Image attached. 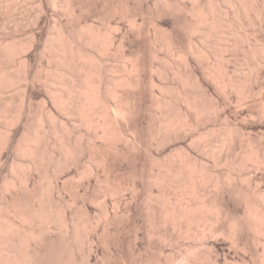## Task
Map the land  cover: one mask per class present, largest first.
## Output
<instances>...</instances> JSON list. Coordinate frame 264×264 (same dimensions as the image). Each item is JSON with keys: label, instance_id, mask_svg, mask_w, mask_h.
<instances>
[{"label": "bare ground", "instance_id": "1", "mask_svg": "<svg viewBox=\"0 0 264 264\" xmlns=\"http://www.w3.org/2000/svg\"><path fill=\"white\" fill-rule=\"evenodd\" d=\"M37 4L0 36V264H264V0Z\"/></svg>", "mask_w": 264, "mask_h": 264}, {"label": "rangeland", "instance_id": "2", "mask_svg": "<svg viewBox=\"0 0 264 264\" xmlns=\"http://www.w3.org/2000/svg\"><path fill=\"white\" fill-rule=\"evenodd\" d=\"M8 2H10L9 3L10 5L7 8L8 4H5L4 0H0V24L3 23V21L5 23L3 24L5 28L4 27H3L4 29L2 27L0 28V36H4L3 34L13 32V34L14 33L16 34L15 39L17 40V42H20L22 40L20 43H24L25 41H27V39H29L28 37L31 35H34L36 37L39 35H43L45 33L47 24H48V19L51 16V12H45L44 10H42L37 4L38 0H36L35 3L32 2L31 0L30 1L28 0H8ZM10 7L11 8L13 7V9H10ZM92 18H93L92 19L93 22H95L99 27L101 26L102 29H105L107 17L104 19L103 17H98V16L92 17ZM0 26H2V24ZM16 37L20 39H17ZM40 43H42V40H40ZM42 54H43V50L40 49L37 52V56L35 60L33 61L34 64L38 66L37 68H39V64L41 63L40 61H43L40 56ZM11 93H10L11 96L15 94L14 95L15 98L14 96L13 98L15 100L17 99V101H15L17 104L19 101L18 96L20 92L16 93L15 90H13L11 91ZM37 102L39 103L38 106L42 107L41 106L43 105L42 102H40L39 100Z\"/></svg>", "mask_w": 264, "mask_h": 264}]
</instances>
